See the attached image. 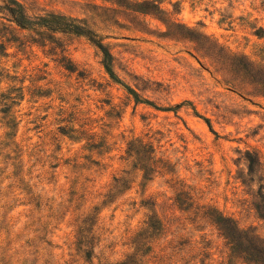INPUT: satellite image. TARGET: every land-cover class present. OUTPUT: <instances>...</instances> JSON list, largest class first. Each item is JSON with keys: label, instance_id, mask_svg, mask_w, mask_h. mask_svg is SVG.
<instances>
[{"label": "rangeland", "instance_id": "374dc122", "mask_svg": "<svg viewBox=\"0 0 264 264\" xmlns=\"http://www.w3.org/2000/svg\"><path fill=\"white\" fill-rule=\"evenodd\" d=\"M11 2L0 264H264V0Z\"/></svg>", "mask_w": 264, "mask_h": 264}, {"label": "trees", "instance_id": "16d2710c", "mask_svg": "<svg viewBox=\"0 0 264 264\" xmlns=\"http://www.w3.org/2000/svg\"><path fill=\"white\" fill-rule=\"evenodd\" d=\"M2 11H6L8 14L7 19L10 23L14 24L16 26V30L18 31H24L26 29L32 30L35 28L44 29L51 32H62V33H75L79 35H83L88 37L104 54V65L107 70V72L110 75H113L112 70V62L109 60L108 52H106V48L103 43H101L96 37H91V34L85 30L84 28L74 25V24H62L60 22H57L56 20H46V19H40V22H32L31 18L26 13L25 8L18 4L17 2H11L10 4L1 7L0 13ZM2 50L6 51V48L3 43H0V52ZM71 70L70 68H68ZM9 100L8 98H6ZM183 196V193L179 194L176 198V205L183 210L182 208L186 205V202H181V197ZM187 200H190L187 198ZM191 207V206H190ZM261 263H264V260L261 261Z\"/></svg>", "mask_w": 264, "mask_h": 264}]
</instances>
